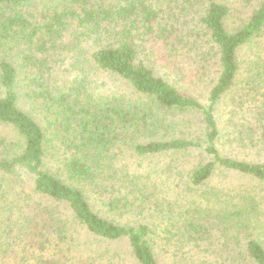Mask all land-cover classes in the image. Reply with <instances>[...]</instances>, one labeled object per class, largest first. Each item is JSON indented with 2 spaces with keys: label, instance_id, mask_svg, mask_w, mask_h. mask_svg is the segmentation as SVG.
Wrapping results in <instances>:
<instances>
[{
  "label": "trees",
  "instance_id": "obj_1",
  "mask_svg": "<svg viewBox=\"0 0 264 264\" xmlns=\"http://www.w3.org/2000/svg\"><path fill=\"white\" fill-rule=\"evenodd\" d=\"M237 5L250 14L229 28ZM212 74L198 100L189 88ZM219 144L264 149V0H0V264H114V251L76 261L74 226L125 241L135 264H159L157 236L207 251L214 231L237 243L216 264H264V161ZM193 151L209 160L167 201L160 175ZM160 157L172 159L140 170ZM153 209L168 213L158 234Z\"/></svg>",
  "mask_w": 264,
  "mask_h": 264
},
{
  "label": "rangeland",
  "instance_id": "obj_2",
  "mask_svg": "<svg viewBox=\"0 0 264 264\" xmlns=\"http://www.w3.org/2000/svg\"><path fill=\"white\" fill-rule=\"evenodd\" d=\"M242 6H236L235 11L233 12V16H231L227 24L229 25V28H235L239 23L242 22V19L250 14L251 8L249 7H242ZM188 18H191L189 16ZM66 41V40H65ZM64 41V42H65ZM68 41V40H67ZM261 44V42H260ZM259 44V46H260ZM61 45V44H60ZM258 46H255V49ZM263 47V44H262ZM76 50V48H75ZM60 51V50H59ZM252 51L251 48L244 49L241 51V58L245 59L246 57L248 58L249 52ZM61 52V51H60ZM72 52V51H71ZM71 52H61L60 54L62 55V59H67L64 63H59L63 67H67L71 62ZM58 52H54V57L57 56ZM59 54V53H58ZM56 58V57H55ZM70 58V59H68ZM55 63L52 62L51 65H54ZM62 67V68H63ZM108 80V79H107ZM185 80V79H184ZM216 80V76L213 74L206 79L202 84L196 85L195 88L190 87V92L193 94L195 98L198 100H202L205 102L206 98V93L209 91L210 87L214 84ZM105 87L110 86V81L106 82L105 81ZM188 87V86H187ZM233 106V103H232ZM231 106V103L229 101V95L223 99V101L220 103L217 111L215 113H229V110H231L233 107ZM236 113L238 112V109L236 110ZM190 120V118H186V121ZM192 123V122H191ZM196 124H193L192 130L190 132H187V130H184V133L188 135L189 139H192L196 137L198 134L196 133ZM185 128V126H183ZM180 128L179 127H171L169 132H166L165 137L170 138V137H177L180 134ZM201 132V130H199ZM200 134V133H199ZM222 144V142H219ZM218 145V148L221 150L222 153L227 154L229 153L230 156L240 159V160H245L253 163H262L264 161V149L262 150H257L254 149V151H245V150H239L236 149L234 151H231L230 148H226L225 150L223 147ZM170 159L172 157H160V158H155V159H138V162L141 163L142 168L140 170H146V171H157L160 168H164L166 164L170 163ZM173 159H176V170H175V176L180 174L177 177H174L172 179L168 178L170 177V173H164L163 175H160V178L165 181L164 188L166 189L165 193V199L167 201H174L175 196L179 193L185 197L186 195L189 194L188 190H186L185 187V182L183 179V176L181 174H186L191 168L196 166L197 164H200L202 161H208L209 158L207 156H204L201 154L199 151H193L191 154L186 153L185 155H178V156H173ZM149 161V162H148ZM145 167V168H143ZM219 177V178H218ZM167 178V179H166ZM222 178L220 176H215L212 184L211 185H218L219 183L221 184ZM226 183L228 185L236 186L239 180L237 178H226L225 179ZM224 181V182H225ZM225 183V184H226ZM163 197L164 195L161 194ZM186 199V198H185ZM164 211H158L153 209L152 212L148 213L147 219H149V222L153 225L154 231H156V234H158L159 231V226L162 224H166V219L165 221L162 222V217L167 216V212ZM72 237H73V244L71 247L72 253L76 256V261H79L80 256H84L83 258L88 259V261L95 256L96 252L102 253L108 252L107 255L109 254L110 256L112 255V252L114 251L116 253V256H118L116 259H114V264H135L132 259L129 257L128 253V247L127 243L125 241L117 242V243H100L97 241L92 240L89 238L85 232L78 228V227H73L72 230ZM214 239H213V245L211 248H209L207 251H205V246L202 245L201 248H195L191 245H180L178 243H170V245L167 246V243L160 239L158 236L155 237L156 241V255L159 264H216V262L220 261V259H223L225 261H228V259H231V255L233 254H226L227 252H221L222 247L225 244L233 246H237L236 240L233 241H226V238H224L221 235L220 231H214L212 232ZM207 242V241H206ZM205 242V243H206ZM242 243H240L241 245ZM220 250V252H219ZM86 255V256H85ZM108 260V261H107ZM110 260L108 258H105L103 260H100L95 262L94 264H111L109 262ZM243 264H248L247 261H245ZM251 264V263H249Z\"/></svg>",
  "mask_w": 264,
  "mask_h": 264
}]
</instances>
